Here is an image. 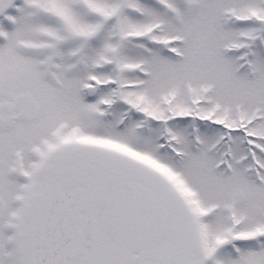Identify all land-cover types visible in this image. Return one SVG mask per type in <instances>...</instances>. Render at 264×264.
Instances as JSON below:
<instances>
[{"label": "snow or ice", "instance_id": "obj_1", "mask_svg": "<svg viewBox=\"0 0 264 264\" xmlns=\"http://www.w3.org/2000/svg\"><path fill=\"white\" fill-rule=\"evenodd\" d=\"M0 264H264V0H0Z\"/></svg>", "mask_w": 264, "mask_h": 264}]
</instances>
